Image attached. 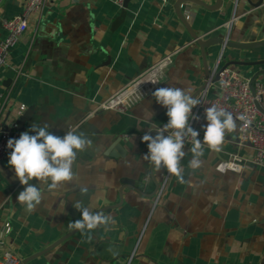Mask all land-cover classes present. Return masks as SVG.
<instances>
[{
    "label": "crops",
    "instance_id": "1",
    "mask_svg": "<svg viewBox=\"0 0 264 264\" xmlns=\"http://www.w3.org/2000/svg\"><path fill=\"white\" fill-rule=\"evenodd\" d=\"M23 1L0 0V41L7 35L2 19L20 14ZM258 1L224 0L215 9L204 4L216 0L181 4V13L203 39L260 43L207 48L209 72L220 60L245 78L264 80V0L255 6ZM176 2L132 0L117 26L122 8L116 0H46L29 16L27 31L0 67V123L14 139L32 124L47 123L55 135L83 132L93 146L78 155V180L55 194L45 192L31 213L16 199L23 186L7 164L8 153L0 162V250L15 252L22 263L49 247L72 231L68 222L80 218L72 204L83 200L96 212L108 207L103 213L114 216L115 225L87 235L77 231L26 264H127L131 255L130 264H264V166L239 143L238 129L226 134L220 152L205 147L203 166L195 172L188 167L191 141L186 142L181 164L188 183L181 184L143 159L147 145L141 137L168 120L153 92L125 113L99 108L166 56L172 63L159 87L188 88L194 96L205 84L200 46ZM233 13L237 18L228 27ZM209 95H218L216 85ZM146 108L154 113L151 122L141 119ZM233 154L243 157L241 170L219 172V161ZM81 186L87 195L81 196Z\"/></svg>",
    "mask_w": 264,
    "mask_h": 264
},
{
    "label": "clouds",
    "instance_id": "2",
    "mask_svg": "<svg viewBox=\"0 0 264 264\" xmlns=\"http://www.w3.org/2000/svg\"><path fill=\"white\" fill-rule=\"evenodd\" d=\"M152 96L157 104L166 109L168 120L162 128L155 131L148 129L141 137V141L147 145L143 159L157 171L166 169L181 184L188 183L181 161L186 155V141L189 138V151L192 155L188 167L195 172L203 166L201 157L205 147L220 152L226 134L237 129V121L244 122L245 126L251 123L244 115L234 117L231 112L213 104L204 109L207 123L203 126L201 140L200 133L192 127L193 121L200 120V116L193 112L200 101L192 95L191 89L159 87ZM153 115L146 108L141 119L151 122ZM49 128L47 123L42 126L32 124L18 139L10 138L7 141V148L11 149L7 164L13 169L15 179L23 186L16 199L28 213L41 205L45 192L55 194L67 184L78 180L77 172L74 171L78 155L93 146V141L83 132L67 130L63 136H59ZM30 132L35 134L31 135ZM80 193L81 196L87 195L88 188L81 186ZM72 207L80 213V218L68 222L69 230L87 235L101 227L107 231L115 225L114 216L91 210L83 200L75 201ZM60 214H66V209ZM88 238L91 239V236ZM113 255L116 253L113 252Z\"/></svg>",
    "mask_w": 264,
    "mask_h": 264
},
{
    "label": "built area",
    "instance_id": "3",
    "mask_svg": "<svg viewBox=\"0 0 264 264\" xmlns=\"http://www.w3.org/2000/svg\"><path fill=\"white\" fill-rule=\"evenodd\" d=\"M166 3L168 0H161ZM46 0H24L23 10L20 14L2 19V27L6 30V37L0 41V67L7 64L9 49L15 44L19 37L28 29V18L32 14L39 13ZM122 8L124 0H116ZM237 18L236 13L230 17L227 26ZM172 63L171 57L166 56L151 65L144 72L134 78L119 91L110 96L99 105L102 109H114L125 113L136 103L141 101L158 88L165 78L166 71ZM216 85L217 96H210L209 89ZM3 94L0 93V108ZM196 99L200 104L193 109L194 114L200 116L199 121H193L192 127L199 132L205 119L204 109L213 104L231 112L234 117L244 115L251 121L247 126L244 122L237 121L239 132V143L247 144L253 151L252 160L259 166H264V80L248 79L243 77L233 68L221 65L220 60L209 72L206 86L201 89ZM25 105L21 106V110ZM13 138L10 131L5 130L0 137V162L3 161L11 149L7 148V141ZM191 141L190 138L186 141ZM243 157L237 154L229 158L221 159L216 169L225 173L229 170L240 171ZM133 255L128 259L130 264ZM20 257L9 249L0 250V264H20Z\"/></svg>",
    "mask_w": 264,
    "mask_h": 264
},
{
    "label": "water",
    "instance_id": "4",
    "mask_svg": "<svg viewBox=\"0 0 264 264\" xmlns=\"http://www.w3.org/2000/svg\"><path fill=\"white\" fill-rule=\"evenodd\" d=\"M131 1L132 0H124L121 13L116 18L115 23H114V26L119 25L124 20V18L126 16V13H127V8H128L129 3ZM186 1H195V0H177L176 5H175V9H176V11H177L180 19L182 20V22L185 24V26L187 27L188 31L190 32V34L192 36V39L199 44L200 49H201V52H202V56H203V59H204L205 71H206V81H205V84L196 92V94L194 95V97H195L197 95V93L206 86L207 81H208V78H209V69H208L207 60H206V49L207 48H209L211 46H214V45H225V46H233V47H236V48H242L243 49V48H253V47H256L260 43H234V42L227 41V40H224L223 38H218V37H209L207 39H203V36L198 35L197 33H195L193 31V29L191 28L189 22L187 21V19L183 16V14L180 11L181 4L184 3V2H186ZM223 1L224 0H216L215 4H213V5H207V4H204V3L203 4L207 8H209V9H215V8H220L222 6V4H223ZM262 2H263V0H259L254 5L255 6H258ZM231 3L232 2L229 1L227 3V6L230 7L231 6ZM6 126L7 125H6V123L4 121L0 123V137H1L2 133L6 130V128H7ZM124 183H129L131 185H134V181H132V180H124ZM107 209H109V208L108 207H104V208L100 209L97 212H105ZM75 232H77V230L70 231L69 233H67L66 235H64L63 237H61L59 240H57L56 242H54L53 244H51L49 247H46L42 251H39V252L33 254L32 256L28 257L27 259H25L21 264H26L30 259H32V258H34L36 256H39V255L45 253L46 251H48L49 249L53 248L54 246H56L57 244H59L63 240H65L68 237H70Z\"/></svg>",
    "mask_w": 264,
    "mask_h": 264
}]
</instances>
